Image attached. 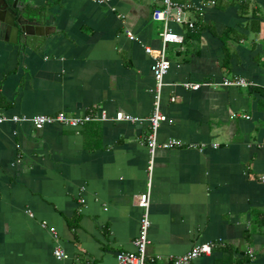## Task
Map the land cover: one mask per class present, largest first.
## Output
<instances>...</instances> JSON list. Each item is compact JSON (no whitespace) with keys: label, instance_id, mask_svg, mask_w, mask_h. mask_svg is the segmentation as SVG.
<instances>
[{"label":"crops","instance_id":"obj_1","mask_svg":"<svg viewBox=\"0 0 264 264\" xmlns=\"http://www.w3.org/2000/svg\"><path fill=\"white\" fill-rule=\"evenodd\" d=\"M212 1L191 0L194 29L171 23L183 41L166 47L160 109L173 121L157 137L182 145L158 149L152 170L151 66L164 27L153 1H18L45 36L0 38V115L96 119L0 123V264H119L136 250L146 193L148 264H174L206 242L212 253L190 264H264V0ZM236 76L253 84L223 85ZM56 246L69 257L56 258Z\"/></svg>","mask_w":264,"mask_h":264},{"label":"built area","instance_id":"obj_2","mask_svg":"<svg viewBox=\"0 0 264 264\" xmlns=\"http://www.w3.org/2000/svg\"><path fill=\"white\" fill-rule=\"evenodd\" d=\"M97 2H104L106 0H94ZM154 3V8L152 11V18L156 21H162L164 23L163 30L160 33L162 39V52L159 56L154 58L151 69L154 75V78L157 83L156 95H155V108L152 115L149 117V121L151 124V132L148 135L147 146L149 149V153L151 155V164L149 165V170L153 169L154 165V156L158 149H172L175 147H180L182 145V141L176 138L168 139L166 141H159L157 137L158 128L163 121L172 122V119H169L167 115H165L160 109V93L161 88L163 86L164 77L168 73L171 63L167 58L166 47L170 42H182L183 35L176 32L171 23H177L180 25H187L188 28L194 29L196 25V20L190 16V13L194 11V5L191 0H152ZM215 3V0L212 1ZM199 15H202V11H198ZM128 35L131 39H135V35L132 32H128ZM145 51L147 53L152 52V48L150 46L145 47ZM253 83L248 81L244 77L236 76L234 78L224 79L223 85L225 86H242L248 87ZM187 87L192 89H199L202 84L200 83H186ZM174 100V99H173ZM238 114H234L237 116ZM118 119H126L134 121L135 118L131 115H124L122 113L118 114ZM96 119V116L92 114H84L81 116H73L68 115L64 112H59L55 114H37L33 116H20L13 115L8 117L7 115H0V123L6 120H12L14 122H31L34 128L42 129L46 125L50 124H62L71 127H80L85 125L86 123L93 121ZM262 180L264 181V175L262 176ZM80 202L84 203L85 199L81 198ZM139 205L142 208V215L140 220V229L137 238L134 241L136 246L135 251H122L119 254V264H148L149 261H155V257L149 255L148 253V245H149V229L151 226L150 219V197L149 194H144L140 200ZM31 216L33 213L28 211ZM42 226L48 228L50 233L57 238L58 231L55 226H50L47 221L42 222ZM216 243L214 242H206L203 244H198L192 247L188 252L179 255V256H171L170 259L174 264H190L193 260L197 259L200 256L211 254L215 248ZM54 255L56 258L63 260L69 257V254L60 246H56L54 248ZM160 258V257H158Z\"/></svg>","mask_w":264,"mask_h":264},{"label":"water","instance_id":"obj_3","mask_svg":"<svg viewBox=\"0 0 264 264\" xmlns=\"http://www.w3.org/2000/svg\"><path fill=\"white\" fill-rule=\"evenodd\" d=\"M18 1L0 0V38L21 43L42 40L46 28L35 17L27 16L26 8Z\"/></svg>","mask_w":264,"mask_h":264},{"label":"rangeland","instance_id":"obj_4","mask_svg":"<svg viewBox=\"0 0 264 264\" xmlns=\"http://www.w3.org/2000/svg\"><path fill=\"white\" fill-rule=\"evenodd\" d=\"M119 260V259H118Z\"/></svg>","mask_w":264,"mask_h":264}]
</instances>
